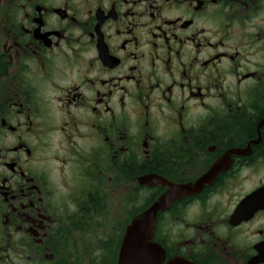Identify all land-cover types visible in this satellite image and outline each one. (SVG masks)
I'll list each match as a JSON object with an SVG mask.
<instances>
[{"label":"flooded vegetation","instance_id":"obj_1","mask_svg":"<svg viewBox=\"0 0 264 264\" xmlns=\"http://www.w3.org/2000/svg\"><path fill=\"white\" fill-rule=\"evenodd\" d=\"M169 193L155 264H264V0H0V264H119Z\"/></svg>","mask_w":264,"mask_h":264},{"label":"water","instance_id":"obj_2","mask_svg":"<svg viewBox=\"0 0 264 264\" xmlns=\"http://www.w3.org/2000/svg\"><path fill=\"white\" fill-rule=\"evenodd\" d=\"M189 194V190L176 191ZM173 194H166L160 198L150 209L140 217L131 222L128 226L124 246L121 251L119 264H155L157 253L154 246L150 243L157 215L169 209L174 201Z\"/></svg>","mask_w":264,"mask_h":264}]
</instances>
